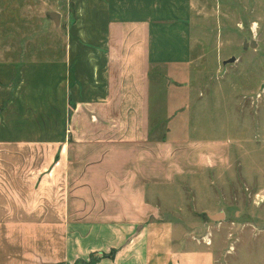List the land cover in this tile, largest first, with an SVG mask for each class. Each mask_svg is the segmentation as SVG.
<instances>
[{"label":"crops","instance_id":"crops-1","mask_svg":"<svg viewBox=\"0 0 264 264\" xmlns=\"http://www.w3.org/2000/svg\"><path fill=\"white\" fill-rule=\"evenodd\" d=\"M229 1L65 0L45 63L0 59V264H264L251 241L188 238L182 194L151 191L183 142H148L150 73L188 84L197 23Z\"/></svg>","mask_w":264,"mask_h":264},{"label":"rangeland","instance_id":"rangeland-1","mask_svg":"<svg viewBox=\"0 0 264 264\" xmlns=\"http://www.w3.org/2000/svg\"><path fill=\"white\" fill-rule=\"evenodd\" d=\"M225 4L223 15L197 23L188 84L150 73L148 142H183L178 155L167 153V183L151 191L182 194V212L172 218L190 228L182 232L188 238L224 240L230 251L231 242L251 241V251L264 253V0ZM15 11L19 22H9ZM70 15L65 0H0V59L45 63L48 51L62 47ZM208 140L213 152L202 149ZM203 154L209 164L192 161ZM238 250V259L248 251Z\"/></svg>","mask_w":264,"mask_h":264},{"label":"water","instance_id":"water-1","mask_svg":"<svg viewBox=\"0 0 264 264\" xmlns=\"http://www.w3.org/2000/svg\"><path fill=\"white\" fill-rule=\"evenodd\" d=\"M56 17V16H55Z\"/></svg>","mask_w":264,"mask_h":264}]
</instances>
